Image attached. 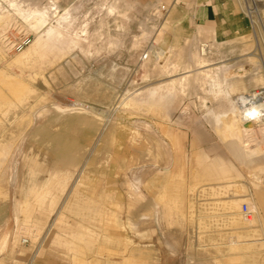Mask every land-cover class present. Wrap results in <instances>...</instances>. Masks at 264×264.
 Listing matches in <instances>:
<instances>
[{"label": "rangeland", "instance_id": "1", "mask_svg": "<svg viewBox=\"0 0 264 264\" xmlns=\"http://www.w3.org/2000/svg\"><path fill=\"white\" fill-rule=\"evenodd\" d=\"M179 4L0 0V264H264V171L223 129L239 96L264 92V58ZM203 44L213 79L191 89L184 52Z\"/></svg>", "mask_w": 264, "mask_h": 264}, {"label": "bare ground", "instance_id": "2", "mask_svg": "<svg viewBox=\"0 0 264 264\" xmlns=\"http://www.w3.org/2000/svg\"><path fill=\"white\" fill-rule=\"evenodd\" d=\"M52 6L55 5H51L50 8L52 9ZM47 15H49V9L45 8L44 12H40L38 9L37 10H32L31 12V16H37V17H44L46 18ZM2 18H0L1 20ZM65 20H67V15H65V17H62L60 19L59 25L58 27H54V28H50L49 30L46 31V36L40 37L39 40L37 41L35 47H34V51L37 52L40 49H43L47 46V43L45 42V39L48 38L50 40L53 39H59L63 37L62 31L65 28ZM184 54L186 55V57L189 59L188 60V67L190 68L191 66L193 68H195V70H190V74H194L192 76L183 78L181 80V83H186L187 87L189 88H196L200 83H202L203 85H205L204 83L208 80V79H213V73L210 69V67L207 70H203L200 72L199 69L203 68L204 65H206L207 60H206V56H207V50H205L204 48H199V50H195L194 49H190V48H186ZM164 52H160L159 56H163ZM182 55V53L180 54ZM178 55V57L180 56ZM177 57V59H178ZM181 59V57H180ZM263 63V62H262ZM264 64V63H263ZM190 65V66H189ZM176 67V66H175ZM258 69V68H256ZM253 71L252 69H249V72ZM242 71L240 70L239 73H241ZM193 85V87L191 86ZM214 88L217 91L216 95H227L229 96V93L226 92L223 89V86L221 83L219 82H214ZM162 89V88H161ZM161 89H157L151 92L152 96L154 97L155 95L158 94L159 91H161ZM243 97V96H242ZM250 97H257V96H250ZM245 101H248L249 98L247 97H243ZM236 104V102H235ZM231 105L230 106V111L228 114L227 111L225 112V116L224 118H227V120L224 122V130L225 133L228 135V137L231 139V143H230V147L229 149L231 150V153L238 157V158H242L244 156H246L247 152H250V156L253 158H256V162H260V166H259V171L263 172L264 171V151L261 152V149L259 148L261 145V140L259 139V136L252 134V132H254V130L256 129V126L254 123H249L248 125H246V119L245 116L243 115L241 109L237 106V105ZM79 109L83 110V111H89L87 108H85L82 105H79ZM240 115H239V114ZM221 113H218L216 116L217 118H221L220 116ZM109 118L107 117L106 122H105V126H107V124L109 123ZM105 126H104V130H105ZM48 140L52 143V145H54V148L58 154V156L61 159H66L67 157H71V150L70 147L68 145V142L66 141V135L64 134H53V135H49L48 136ZM250 142L252 143H256L255 144V148L252 149L250 146ZM215 168L218 169V175L221 178H234V177H239V175L234 174L231 170L226 169L224 166H217L214 165ZM254 167H251L250 169H253ZM257 189L262 188V186H264V179L261 180V183H259L258 185H255ZM240 201V199H238L236 201V203L238 204ZM248 223H251V225H254V221H246Z\"/></svg>", "mask_w": 264, "mask_h": 264}, {"label": "crops", "instance_id": "3", "mask_svg": "<svg viewBox=\"0 0 264 264\" xmlns=\"http://www.w3.org/2000/svg\"><path fill=\"white\" fill-rule=\"evenodd\" d=\"M158 1L152 0L153 3ZM179 1L177 8L185 10L194 24L205 28L207 38L220 37V35L223 38L233 35L245 36L249 33V22L240 14L235 0Z\"/></svg>", "mask_w": 264, "mask_h": 264}, {"label": "built area", "instance_id": "4", "mask_svg": "<svg viewBox=\"0 0 264 264\" xmlns=\"http://www.w3.org/2000/svg\"><path fill=\"white\" fill-rule=\"evenodd\" d=\"M240 14L249 22V34L253 42V50L258 57L264 58V0H235ZM201 48L209 51V45L203 44ZM263 62V61H262ZM264 63V62H263ZM249 98L251 103H242L241 97ZM257 96V97H250ZM236 105L241 109L243 115L246 110H250L254 105H264V92H257L250 95H241L236 100ZM261 115L256 118L246 119V125L254 123L256 129L252 134L259 136L261 140L260 147H264V106L260 107ZM245 116V115H244ZM256 143L250 142L251 147ZM242 214L246 221H251L254 212L247 203L242 205ZM28 244V240L23 241Z\"/></svg>", "mask_w": 264, "mask_h": 264}, {"label": "clouds", "instance_id": "5", "mask_svg": "<svg viewBox=\"0 0 264 264\" xmlns=\"http://www.w3.org/2000/svg\"><path fill=\"white\" fill-rule=\"evenodd\" d=\"M242 103H251V101H245L243 97L240 98ZM264 105H254L250 110H246L244 115L246 118H256L261 115L260 107Z\"/></svg>", "mask_w": 264, "mask_h": 264}]
</instances>
